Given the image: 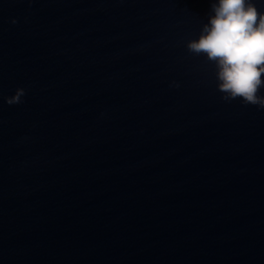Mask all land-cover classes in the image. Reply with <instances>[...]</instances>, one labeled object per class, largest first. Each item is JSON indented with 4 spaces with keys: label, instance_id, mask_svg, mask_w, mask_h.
I'll use <instances>...</instances> for the list:
<instances>
[{
    "label": "water",
    "instance_id": "water-1",
    "mask_svg": "<svg viewBox=\"0 0 264 264\" xmlns=\"http://www.w3.org/2000/svg\"><path fill=\"white\" fill-rule=\"evenodd\" d=\"M210 15L0 0V264H264V109L188 51Z\"/></svg>",
    "mask_w": 264,
    "mask_h": 264
},
{
    "label": "clouds",
    "instance_id": "clouds-1",
    "mask_svg": "<svg viewBox=\"0 0 264 264\" xmlns=\"http://www.w3.org/2000/svg\"><path fill=\"white\" fill-rule=\"evenodd\" d=\"M211 15L198 39L187 43L196 56H204L216 68L217 90L224 101L241 99L244 105L264 109V13L255 0H210ZM16 23V21H12ZM24 89L6 99L20 104ZM0 94V100H3Z\"/></svg>",
    "mask_w": 264,
    "mask_h": 264
}]
</instances>
